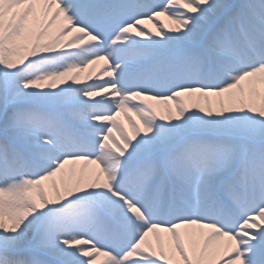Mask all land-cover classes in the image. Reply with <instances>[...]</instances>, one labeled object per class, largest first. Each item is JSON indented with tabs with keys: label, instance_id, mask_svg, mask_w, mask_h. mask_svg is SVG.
I'll list each match as a JSON object with an SVG mask.
<instances>
[{
	"label": "snow or ice",
	"instance_id": "6c2138e0",
	"mask_svg": "<svg viewBox=\"0 0 264 264\" xmlns=\"http://www.w3.org/2000/svg\"><path fill=\"white\" fill-rule=\"evenodd\" d=\"M0 264H264V0H0Z\"/></svg>",
	"mask_w": 264,
	"mask_h": 264
},
{
	"label": "bare ground",
	"instance_id": "6f19581e",
	"mask_svg": "<svg viewBox=\"0 0 264 264\" xmlns=\"http://www.w3.org/2000/svg\"><path fill=\"white\" fill-rule=\"evenodd\" d=\"M167 22V21H166ZM101 64L103 63V62H100ZM97 67V69L99 68V64L96 66ZM93 74H95V73H93ZM81 79H83V74H82V76H81ZM121 118V120H123V117L121 116L120 117ZM124 126L127 128V125L124 123Z\"/></svg>",
	"mask_w": 264,
	"mask_h": 264
},
{
	"label": "rangeland",
	"instance_id": "374dc122",
	"mask_svg": "<svg viewBox=\"0 0 264 264\" xmlns=\"http://www.w3.org/2000/svg\"><path fill=\"white\" fill-rule=\"evenodd\" d=\"M150 27H151V25H150ZM126 125H127V123L126 122H124Z\"/></svg>",
	"mask_w": 264,
	"mask_h": 264
}]
</instances>
